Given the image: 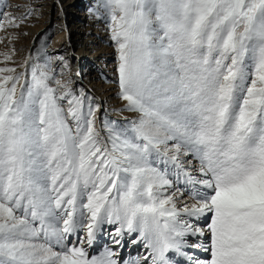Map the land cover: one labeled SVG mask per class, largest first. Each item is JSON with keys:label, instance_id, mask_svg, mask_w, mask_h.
<instances>
[{"label": "snow or ice", "instance_id": "6c2138e0", "mask_svg": "<svg viewBox=\"0 0 264 264\" xmlns=\"http://www.w3.org/2000/svg\"><path fill=\"white\" fill-rule=\"evenodd\" d=\"M96 6L137 118L97 128L47 65L19 92L0 67V264H264V0ZM27 15L0 11V30ZM104 225L147 253L90 255Z\"/></svg>", "mask_w": 264, "mask_h": 264}, {"label": "rangeland", "instance_id": "374dc122", "mask_svg": "<svg viewBox=\"0 0 264 264\" xmlns=\"http://www.w3.org/2000/svg\"><path fill=\"white\" fill-rule=\"evenodd\" d=\"M96 5L97 0H0V11L11 16L22 17L30 13L19 27L5 24L4 29L0 30V40H2L0 42V67H14L17 73H24V79L17 86L19 92L22 87H27L31 83L33 67L43 69L47 65V70L56 79L70 82L73 90L83 88L84 92L99 105V110L96 113V126L100 128L104 118L126 122L135 120L138 114L123 110L126 102L118 95L116 47L110 39L109 26L103 18L102 10L98 11ZM81 20L85 21L80 22ZM89 20L94 23L91 36H89L91 40L86 41L85 44L81 43L76 47L68 48L66 43L68 31L77 28L80 24H84L83 27H86V21ZM74 39V37L71 38V41L73 42ZM65 46H67L66 51H62L61 48ZM96 50L101 54L99 59L98 55L95 59L94 52ZM5 54L11 55V60L4 61ZM74 56L80 58L82 63H77V60L73 59ZM60 57H63V60ZM75 74H78L79 78L77 76L76 78ZM183 186V176L180 177L179 184L174 180L173 188L182 189ZM188 200L190 201L191 198ZM177 203L180 206V201ZM110 227L114 231L111 225L103 228L102 240L105 244L96 251H102L108 247L116 254L119 245L123 244L121 242L124 240L123 247L125 249L127 247V253L131 247H135V244L133 245L129 241L136 237V233H125L127 238L124 236L121 244L111 246L113 237L109 235ZM83 236L86 239V232L83 233ZM93 245L98 244L93 242ZM145 250L143 246L135 251L132 250L131 258L137 259L144 256ZM93 251H95L94 248L89 251V254L91 255ZM120 256L116 255V258L118 260L129 259L127 254L123 258Z\"/></svg>", "mask_w": 264, "mask_h": 264}, {"label": "bare ground", "instance_id": "6f19581e", "mask_svg": "<svg viewBox=\"0 0 264 264\" xmlns=\"http://www.w3.org/2000/svg\"><path fill=\"white\" fill-rule=\"evenodd\" d=\"M82 21H85V20H81L80 22H82ZM87 22V26L86 27H83V25L84 24H80V26H78L77 28L75 27V28H73L72 30H70V32L68 31V34H66V37H68V39L66 38V43H67V46H68V48H72V47H76V46H78V45H81V43H83V44H85L86 43V41H89V40H91V38L89 37V36H91V30H92V26H93V21H91V20H89V21H86ZM86 25V24H85ZM75 38L74 39V41L72 42L71 41V38ZM74 43V44H73ZM67 46H65L64 48L62 47L61 48V50L62 51H66V49H67ZM95 53V59H97V55H98V59L101 57V54H99V52L96 50V52H94ZM70 57V56H69ZM74 60L76 59L77 60V63H82V60L80 59V58H78V57H75L74 56V58H73ZM111 67V66H110ZM74 76V75H73ZM78 77L79 78V75L78 74H75V77ZM76 77V78H77ZM112 227H113V229H114V231L113 230H111L112 228L110 227V230H108L109 231V233H113L114 234V232H115V228L117 227V225H115V226H113V225H111ZM107 228V227H109V225H104L103 226V228ZM108 234V233H107ZM137 236V235H136ZM102 237H103V234H102V232L101 233H99L98 235H97V239L94 241V243H99V244H101V242L102 241H100V240H102ZM105 237V236H104ZM113 237V236H112ZM125 238H127V236H125ZM136 238V237H135ZM135 238H133V239H135ZM128 241V240H127ZM108 242V241H107ZM121 243H123V244H121ZM120 244L121 245H119V249H118V252L116 253V255L117 256H120V258L122 257H124L125 256V254H127V255H129V259H127V261H132V260H135V258H131V256L133 255V252H132V250L133 251H135V250H137V249H139V247L141 248L142 247V244L141 243H133V245L135 244V247L133 248V247H131V250L127 253V247H126V249H125V251H123V246H124V244H125V240H124V242L122 241ZM98 244V245H99ZM103 244V243H102ZM102 244L100 245V248H101V246H102ZM104 244H105V242H104ZM98 245H92V248H90L89 249V251H92L93 250V248H94V250L96 251L99 247H98ZM117 244H115V243H113L111 246H116ZM110 246V245H109ZM105 247V246H104ZM129 250V249H128ZM147 249L145 250V252H144V255L147 253ZM137 258V257H136Z\"/></svg>", "mask_w": 264, "mask_h": 264}]
</instances>
